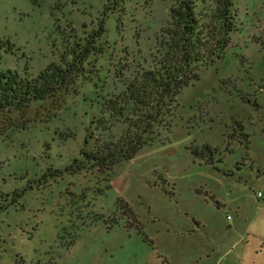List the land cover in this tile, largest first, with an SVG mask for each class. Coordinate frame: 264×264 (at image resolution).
I'll list each match as a JSON object with an SVG mask.
<instances>
[{"label": "rangeland", "instance_id": "rangeland-1", "mask_svg": "<svg viewBox=\"0 0 264 264\" xmlns=\"http://www.w3.org/2000/svg\"><path fill=\"white\" fill-rule=\"evenodd\" d=\"M175 1L0 0V72L35 78L104 30L68 89L0 118V264H155L154 248L179 264L172 247L264 264V0H233L222 58L179 93L160 141L111 171L79 168L95 93L150 64Z\"/></svg>", "mask_w": 264, "mask_h": 264}, {"label": "trees", "instance_id": "trees-1", "mask_svg": "<svg viewBox=\"0 0 264 264\" xmlns=\"http://www.w3.org/2000/svg\"><path fill=\"white\" fill-rule=\"evenodd\" d=\"M176 0L168 8V20L155 37L151 62L130 78L118 81L122 87L95 93L91 118L94 144L80 152L79 168L89 166L111 171L121 161L134 158L144 147L161 140L171 127L177 96L199 78V70L222 58L234 30L233 0ZM102 32V34H101ZM104 33L102 25L70 43L59 63L49 64L35 78L15 71L0 72V118L8 110L20 111L45 102L75 83L86 59L95 56V44ZM65 58H69L65 59ZM119 132L115 133V130ZM210 150L209 146L204 147ZM124 204L127 223L142 226ZM147 240V237L144 236Z\"/></svg>", "mask_w": 264, "mask_h": 264}, {"label": "crops", "instance_id": "crops-1", "mask_svg": "<svg viewBox=\"0 0 264 264\" xmlns=\"http://www.w3.org/2000/svg\"><path fill=\"white\" fill-rule=\"evenodd\" d=\"M243 238L246 239L247 236ZM168 249H170L169 254L179 255L178 258L179 264H261L260 262L256 261L254 257H250L246 253H242V252L233 253L234 254L233 257H228L229 254L231 253V249H228L226 252H224L222 254L223 256H219L216 262H212V256L207 251L205 252L204 249H202L201 247L196 249L191 248L192 250L186 247H172V248H167V250ZM154 251L156 252H155V256H153V259L157 260L155 264H159L158 260H161V264H172L170 258L164 256L161 253V250H159V248L158 251L157 248H154ZM204 260H206L207 262ZM15 264H20V263L16 261ZM32 264L35 263L32 262ZM38 264L40 263L38 262Z\"/></svg>", "mask_w": 264, "mask_h": 264}, {"label": "built area", "instance_id": "built-area-1", "mask_svg": "<svg viewBox=\"0 0 264 264\" xmlns=\"http://www.w3.org/2000/svg\"><path fill=\"white\" fill-rule=\"evenodd\" d=\"M254 195H255V198H256L257 200L262 201V203H263V205H264V190H258V191H256V192L254 193Z\"/></svg>", "mask_w": 264, "mask_h": 264}]
</instances>
